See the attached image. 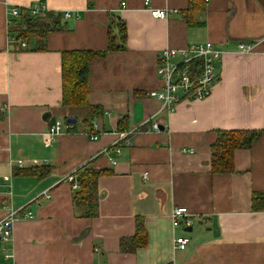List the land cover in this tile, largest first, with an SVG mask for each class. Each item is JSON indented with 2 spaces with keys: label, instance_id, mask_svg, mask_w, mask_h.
Listing matches in <instances>:
<instances>
[{
  "label": "crops",
  "instance_id": "1",
  "mask_svg": "<svg viewBox=\"0 0 264 264\" xmlns=\"http://www.w3.org/2000/svg\"><path fill=\"white\" fill-rule=\"evenodd\" d=\"M41 1L61 25L48 34L45 50L35 51L33 36L27 50L10 42V8ZM150 1L167 12L165 20L153 18L145 0H0V219L11 209L33 215L0 243V264H264V212L252 209L253 195H264V133L236 151L234 173L214 174L211 167L218 131L264 130V0H198L203 9L192 25L186 19L192 0ZM66 12L78 17L64 20ZM40 21L26 16L15 25ZM121 22L126 48L90 65L89 103L103 110L91 122L103 134L90 141L87 111L61 104L62 53L106 51ZM207 41L232 52L217 63L219 81L208 99L170 112L149 98L163 86L157 69L164 49ZM243 43L255 45L252 55L234 54ZM70 118L78 133L46 143L48 127ZM125 118L124 130L146 121L160 130L150 131V123L139 128L118 155L116 133ZM91 162L109 174L98 181V216L87 219L76 211L66 179ZM177 207L188 209L190 226L173 227ZM138 218L147 244L123 252L121 240L136 236ZM177 237L189 239L185 250L174 248Z\"/></svg>",
  "mask_w": 264,
  "mask_h": 264
},
{
  "label": "built area",
  "instance_id": "2",
  "mask_svg": "<svg viewBox=\"0 0 264 264\" xmlns=\"http://www.w3.org/2000/svg\"><path fill=\"white\" fill-rule=\"evenodd\" d=\"M126 5L123 4V7ZM145 8L150 15L159 20H165L168 16L164 10L154 9L151 7V1L145 0ZM48 14V9L45 2H38L36 4L26 7H11L8 12V27L12 28L17 21L23 17L29 16L31 18H42ZM77 18L78 15L71 12L63 14L64 20ZM10 42L18 43L20 46H27L25 40L18 38L17 35L10 34ZM255 49L254 44H239L237 46L235 55L250 56ZM232 52L225 51L212 42H200L188 45L184 49H164L159 55V63L157 73L163 83L161 89L153 90L149 93V98L159 101L163 108L167 111H174L183 102H198L205 101L212 93L213 87L219 81V74L217 72V63L223 61L224 58ZM150 123V125H149ZM150 126V131H159L160 125L146 121L140 127L130 131L124 130L116 133V152L122 153L124 147L132 145L130 136L134 134L139 128ZM74 124L67 120H57L50 125L44 133V140L46 143H52L57 137L62 134H73ZM148 130V131H149ZM103 132L97 122L92 123L87 135L90 141H98ZM194 154L193 150L186 151ZM19 165L23 163L18 162ZM115 165L116 161H112ZM148 173H144L143 178L147 180ZM66 182L72 185L73 189H78L79 184L76 181L75 174L67 177ZM46 199H50L51 195L47 192L43 193ZM24 209L9 210L5 218L0 219V243H8L11 241L14 232V224L20 219H32L31 213H25L21 216ZM189 211L186 207H177L172 211V225L174 228L182 224L190 226V221L187 219ZM189 239L186 237H177L174 239V248L177 250H185L189 245ZM7 258L11 255L7 254Z\"/></svg>",
  "mask_w": 264,
  "mask_h": 264
},
{
  "label": "trees",
  "instance_id": "3",
  "mask_svg": "<svg viewBox=\"0 0 264 264\" xmlns=\"http://www.w3.org/2000/svg\"><path fill=\"white\" fill-rule=\"evenodd\" d=\"M203 9V3L192 0L190 8L186 13L188 23L192 25L194 14ZM60 18V17H59ZM59 18L47 14L45 18H38L40 24L30 26L24 23L25 27L14 25L10 28V34L17 35L25 41L33 36L37 39L35 51H43L46 48L45 40L50 32L60 30ZM118 34L110 38L109 47L106 51L77 50L65 51L62 53V101L65 108H79L87 111L83 124L87 131L91 122L102 118L103 110L100 107L89 103V77L90 65L93 61L105 57L110 51H118L126 48L127 28L124 22L117 25ZM24 49H28L27 47ZM120 131H124L127 119L119 124ZM74 132H78L77 123H74ZM263 131L242 130V131H218L215 142L211 146V167L214 174H231L235 172L234 157L238 150L248 149L260 139ZM105 171H98L93 163L81 167L75 174L79 188L74 190V207L76 211L87 219H94L99 213V178L108 175ZM46 175V173H44ZM252 209L254 212H264V195L254 194L252 198ZM137 234L132 239H122L121 249L123 252H135L147 244V234L144 223L137 219Z\"/></svg>",
  "mask_w": 264,
  "mask_h": 264
},
{
  "label": "water",
  "instance_id": "4",
  "mask_svg": "<svg viewBox=\"0 0 264 264\" xmlns=\"http://www.w3.org/2000/svg\"><path fill=\"white\" fill-rule=\"evenodd\" d=\"M29 21H30V20H29ZM67 121H68V122H70V123H73V124L77 122V120H76V119H72V118H70V119H67Z\"/></svg>",
  "mask_w": 264,
  "mask_h": 264
},
{
  "label": "rangeland",
  "instance_id": "5",
  "mask_svg": "<svg viewBox=\"0 0 264 264\" xmlns=\"http://www.w3.org/2000/svg\"><path fill=\"white\" fill-rule=\"evenodd\" d=\"M27 44V43H26Z\"/></svg>",
  "mask_w": 264,
  "mask_h": 264
}]
</instances>
